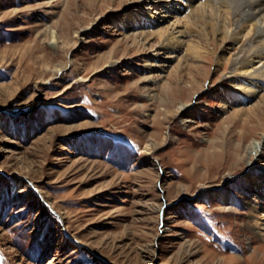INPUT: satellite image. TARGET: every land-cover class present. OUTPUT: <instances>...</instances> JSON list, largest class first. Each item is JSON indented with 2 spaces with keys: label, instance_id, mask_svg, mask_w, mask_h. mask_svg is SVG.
I'll return each mask as SVG.
<instances>
[{
  "label": "rangeland",
  "instance_id": "rangeland-1",
  "mask_svg": "<svg viewBox=\"0 0 264 264\" xmlns=\"http://www.w3.org/2000/svg\"><path fill=\"white\" fill-rule=\"evenodd\" d=\"M138 2L0 0V264H264V88Z\"/></svg>",
  "mask_w": 264,
  "mask_h": 264
},
{
  "label": "bare ground",
  "instance_id": "bare-ground-1",
  "mask_svg": "<svg viewBox=\"0 0 264 264\" xmlns=\"http://www.w3.org/2000/svg\"><path fill=\"white\" fill-rule=\"evenodd\" d=\"M132 1H137L134 5H139L138 1L140 0ZM156 3L158 4L157 8H159V10H163L165 7L167 8L165 4L168 3L171 9L173 8L183 14L182 22L186 24V29L184 28V31L179 32H182L184 35H187V37H190L191 41L185 50L186 57L210 60L211 57L213 58L215 55L214 50L220 49V44L229 43L228 45H231L227 48L231 49V53H229L230 58L227 60V63H231L232 72L235 70L244 72L243 75H239L235 78V86L237 89L234 93L238 95L235 101L239 100L241 97L242 99L249 98V92L254 89L261 87L264 88V0H156ZM132 12L134 15L139 12L138 7H135ZM151 15L152 14L146 16V19H148ZM152 18L153 19L150 20L152 23L157 22V17L155 15L152 16ZM144 23H146V21ZM152 23L150 24L152 25ZM172 26L173 25H171V27ZM167 27L165 29H167ZM159 28L155 31L151 30L152 32L150 30V32H140L138 35L127 34L124 38L127 39L129 37H133V39H136L139 36H144V38H146L147 36L155 35L158 39L168 42L164 46L168 53L170 52L172 54L177 52L182 45L179 44L180 41L178 40V37H170L167 35V31L165 29ZM52 34V43L55 44L58 42L56 31L52 30ZM205 36L207 37L206 39L204 38ZM203 41L204 43L205 41H209V43L201 45ZM211 46H213V49L210 48ZM232 50H235V53H233ZM171 57H174V54H172ZM223 60L221 62H223ZM211 61H213V59ZM255 61H257L259 65L254 66L253 62ZM203 65H197L195 68L197 70L202 69ZM167 92H169V90ZM232 95L230 94V96ZM191 106L192 103L182 102L178 106V111H185ZM247 108L246 110H248ZM239 113L240 112L237 114ZM252 144L253 149L250 153L254 156L252 159L253 161L258 157V155H260L262 142L253 141ZM151 146L152 145L150 144L147 148ZM238 148L240 149L241 146ZM262 168L264 170V166H262ZM262 206V203L257 201V203L252 207V216H256L257 218L256 222L254 224L252 223V230L254 229V232L264 240V213L261 212L263 209ZM263 257L264 256H261V259H263Z\"/></svg>",
  "mask_w": 264,
  "mask_h": 264
}]
</instances>
